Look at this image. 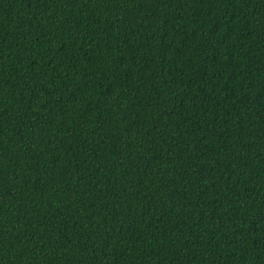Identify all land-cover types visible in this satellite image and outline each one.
Instances as JSON below:
<instances>
[{"label":"trees","instance_id":"obj_1","mask_svg":"<svg viewBox=\"0 0 264 264\" xmlns=\"http://www.w3.org/2000/svg\"><path fill=\"white\" fill-rule=\"evenodd\" d=\"M0 264H264V0H0Z\"/></svg>","mask_w":264,"mask_h":264}]
</instances>
